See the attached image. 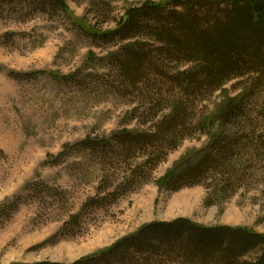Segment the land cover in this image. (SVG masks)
Instances as JSON below:
<instances>
[{"label":"rangeland","instance_id":"374dc122","mask_svg":"<svg viewBox=\"0 0 264 264\" xmlns=\"http://www.w3.org/2000/svg\"><path fill=\"white\" fill-rule=\"evenodd\" d=\"M148 1L168 0H66L69 15L48 0H0V264L72 263L144 225L178 218L264 233V70L186 93L189 81L174 76L198 60L175 58L156 35L172 5L125 39L89 36L77 25L114 30ZM195 2L176 10L202 14L205 26L225 19L227 3ZM133 42L146 54L129 72ZM237 98L238 111L204 126ZM177 99L189 127L167 136L158 122ZM123 131L149 136L123 143L115 135ZM208 146L199 183L164 185ZM160 264L201 263L179 256Z\"/></svg>","mask_w":264,"mask_h":264},{"label":"trees","instance_id":"16d2710c","mask_svg":"<svg viewBox=\"0 0 264 264\" xmlns=\"http://www.w3.org/2000/svg\"><path fill=\"white\" fill-rule=\"evenodd\" d=\"M48 1L50 5H58L65 13H69L66 0ZM189 1L191 0H168L159 3L148 1L140 7L131 8L114 30L91 31L82 24L77 25L89 36L109 40L117 37L125 39L140 32L144 26L142 22L152 19V15L159 14L162 17L165 7L172 5V10L164 14L167 16L166 20L160 21L161 26L157 28L156 35L161 42H168L171 49L165 51L174 49L172 52L175 58L198 60L197 67L189 71L182 70L174 76L181 85L184 81H189L186 93L195 95L205 88L218 89L228 79L240 76L244 71L264 70V0H219L228 5L225 19L210 26L204 25L200 20L202 14L200 16L196 11L176 10L184 4L188 6ZM195 1L204 0H192L197 5ZM136 47V42H133L126 48L127 58L124 64L133 63L131 67H127L129 72L134 69L132 65L139 66L144 53L146 54V50L139 53ZM241 104V98L223 103L218 107L217 114L205 118L204 126L208 128L220 118L235 113ZM185 112L187 111L182 109L180 101L175 100L169 114L158 122L159 132L164 131L167 136L187 132L189 124L183 118ZM133 134L123 131L115 135L121 142L123 139H134L131 141L133 142L149 136L147 133L145 135L138 132L135 136ZM110 142L92 138L85 140L89 144L105 145ZM199 153L196 158L190 155L182 160L167 174L164 185L177 191L187 185L199 183L195 179L203 174L211 161L210 147ZM257 248L260 251L256 259L241 260L242 255L245 256ZM179 256L201 264H264V233L246 227L206 226L188 218H178L171 222L144 225L112 246L72 263L43 261L11 264H160L165 257Z\"/></svg>","mask_w":264,"mask_h":264},{"label":"bare ground","instance_id":"6f19581e","mask_svg":"<svg viewBox=\"0 0 264 264\" xmlns=\"http://www.w3.org/2000/svg\"><path fill=\"white\" fill-rule=\"evenodd\" d=\"M105 239V235L104 234H100L98 237H97V241H102Z\"/></svg>","mask_w":264,"mask_h":264}]
</instances>
